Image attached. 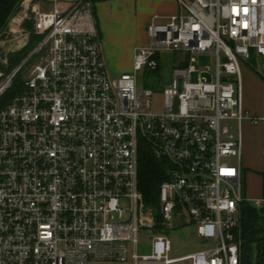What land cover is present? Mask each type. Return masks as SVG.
<instances>
[{
  "label": "built area",
  "instance_id": "obj_1",
  "mask_svg": "<svg viewBox=\"0 0 264 264\" xmlns=\"http://www.w3.org/2000/svg\"><path fill=\"white\" fill-rule=\"evenodd\" d=\"M178 3L151 17L134 70L113 77L94 0L18 1L1 58L38 39L0 71V99L22 82L0 105V264H264L246 260L242 236V126L264 119L244 105L242 61L264 55V0ZM165 52L182 57L157 112L138 71ZM143 135L170 162L158 215L139 186ZM189 223L203 245L174 255L168 232Z\"/></svg>",
  "mask_w": 264,
  "mask_h": 264
},
{
  "label": "rangeland",
  "instance_id": "obj_2",
  "mask_svg": "<svg viewBox=\"0 0 264 264\" xmlns=\"http://www.w3.org/2000/svg\"><path fill=\"white\" fill-rule=\"evenodd\" d=\"M106 0H94V7L97 3ZM119 3L124 5V8H115ZM113 8L111 9V7ZM103 4L99 7L100 18L104 25L106 34L108 29L114 36L122 35L126 39L133 35L135 43L148 42L149 37L146 32L148 21L155 13L169 14L176 12L179 8L178 0H115L113 5ZM165 20V19H160ZM28 29H31V21H25ZM10 39V38H9ZM103 48L107 56V48L109 41L106 36L103 39ZM12 45L9 42L3 44L0 39V55L1 52L6 53V49ZM199 66L211 65L215 67V56L212 54H197ZM182 54L178 52H165L161 55L160 67H147L138 71L139 86L152 87L153 108L157 112H161L165 108L164 89L171 85L174 78V68L178 65L179 58ZM16 61L5 62L0 56V71L7 72L14 68ZM108 69L113 77H117L115 69L107 64ZM254 72V73H253ZM243 74V100L247 106H262L264 109V55L253 51L249 61H242ZM255 76H254V75ZM263 83V86L261 85ZM261 90L263 97L260 96ZM175 108L178 109V97L174 99ZM245 106L247 109L248 107ZM251 109V108H250ZM260 115H263L259 113ZM252 123V122H251ZM234 131H237L238 121H232ZM254 126L248 127V124L243 121L242 139L243 149L242 154V169H243V193L251 198V203L255 204L256 199L263 196L262 176H264V119L258 123H253ZM230 161L237 163L236 157H231ZM168 234L172 238L174 244L173 254L185 253L196 250L202 247L203 243L197 237L196 225L189 223L184 226H175L170 229ZM146 248L145 250H147ZM90 264H132L131 262H91Z\"/></svg>",
  "mask_w": 264,
  "mask_h": 264
},
{
  "label": "trees",
  "instance_id": "obj_3",
  "mask_svg": "<svg viewBox=\"0 0 264 264\" xmlns=\"http://www.w3.org/2000/svg\"><path fill=\"white\" fill-rule=\"evenodd\" d=\"M19 0H0V28L6 24L10 15L15 11ZM38 35L32 34L25 46L10 54V61H18L24 57L35 42ZM22 85L17 81L10 88L4 97L0 99V105L6 104ZM139 186L144 193L146 202L152 205L159 214L160 209V186L167 178V169L170 166L168 159H160L153 153L151 142L148 137L140 136L139 153ZM262 187L264 197V176H262ZM242 236L243 247L247 261H252L254 254L257 256L258 263L264 261V206L258 208L251 201L243 204L242 215Z\"/></svg>",
  "mask_w": 264,
  "mask_h": 264
},
{
  "label": "crops",
  "instance_id": "obj_4",
  "mask_svg": "<svg viewBox=\"0 0 264 264\" xmlns=\"http://www.w3.org/2000/svg\"><path fill=\"white\" fill-rule=\"evenodd\" d=\"M115 0H106V1H102L97 3V6L95 8V15H96V19H97V24H98V28L101 34V39H102V43H103V39L104 36H106L107 34V38L109 41V47L107 48V56L105 55V51H104V57L106 60V63H110L111 67L114 68L116 71V73L122 74V73H126V72H132L134 70V55H135V51H136V46L138 43L134 42V38L133 35H131L130 38H127L124 36H114L113 33L110 32V29H108L109 32H107L106 34L104 33L105 28L104 25L102 23V20L100 18V13H99V6L103 5V4H110V6L113 5ZM113 8V6L111 7V9ZM115 8H124V5L122 3H119L117 7ZM114 9V8H113ZM174 13V12H173ZM156 14V13H155ZM161 14V13H158ZM171 14V13H169ZM169 14H162V15H169ZM151 20V19H150ZM150 20L147 23V26L150 22ZM147 26H146V32H147ZM146 43V42H144ZM104 45V44H103ZM104 49V48H103ZM254 73V72H253ZM254 75V74H253ZM255 76V75H254ZM261 85L263 86V83L261 82ZM261 97H263V91L261 90ZM245 106L246 103H245ZM248 109L255 114H263L264 113V109L262 106H253V107H249L247 106ZM251 108V109H250ZM245 122L248 124V127H252L254 126L253 123H251V121L249 120H245ZM243 153H244V149H243Z\"/></svg>",
  "mask_w": 264,
  "mask_h": 264
}]
</instances>
